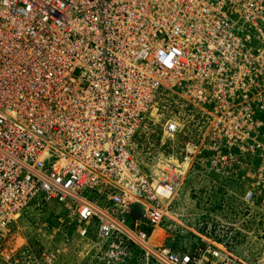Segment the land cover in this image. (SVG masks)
<instances>
[{"label":"built area","instance_id":"2783aa9c","mask_svg":"<svg viewBox=\"0 0 264 264\" xmlns=\"http://www.w3.org/2000/svg\"><path fill=\"white\" fill-rule=\"evenodd\" d=\"M255 37L264 0H0V243L44 193L81 237L97 227L105 257L135 247L156 264H252L210 240L174 251L151 239L195 164L232 177L258 158L264 181V89L238 76L264 65ZM163 90L209 125L178 158L164 147L181 121L168 117L146 171L133 138Z\"/></svg>","mask_w":264,"mask_h":264},{"label":"rangeland","instance_id":"374dc122","mask_svg":"<svg viewBox=\"0 0 264 264\" xmlns=\"http://www.w3.org/2000/svg\"><path fill=\"white\" fill-rule=\"evenodd\" d=\"M253 39L255 47L263 50L264 39ZM260 62L254 67L250 62L238 67V76L246 74L249 83L257 84L258 96L264 89L259 84L264 82V65ZM190 110L191 106L184 104L179 95L167 90L160 92L133 138V147L144 170L148 171L154 162L168 117L180 120L181 129L166 143V153L180 158L186 140L192 138L199 143L209 123L198 112L193 120ZM261 163L258 158L250 162L243 160L232 177L195 164L171 205L172 218L165 220L161 226L164 229H157L154 240L163 241L174 251L203 249L210 240L252 264H264V196L257 194L252 203L243 197L250 187L257 190L264 186L259 177ZM68 222L66 209L56 199L38 194L10 225L6 240L0 243V264H156L135 247L132 254L121 259L105 257L102 246L96 244V226L81 237L75 223Z\"/></svg>","mask_w":264,"mask_h":264},{"label":"water","instance_id":"95a60500","mask_svg":"<svg viewBox=\"0 0 264 264\" xmlns=\"http://www.w3.org/2000/svg\"><path fill=\"white\" fill-rule=\"evenodd\" d=\"M142 211H143L142 203L140 201H136L134 204V208L131 211L132 218L136 220Z\"/></svg>","mask_w":264,"mask_h":264},{"label":"bare ground","instance_id":"6f19581e","mask_svg":"<svg viewBox=\"0 0 264 264\" xmlns=\"http://www.w3.org/2000/svg\"><path fill=\"white\" fill-rule=\"evenodd\" d=\"M157 229H160V227L159 228H157ZM157 229L154 231V233H153V236H152V243L153 244H155V243H161L162 241H160L159 239H157L156 241L154 240V238H155V235L157 236ZM156 233V234H155ZM155 242V243H154ZM219 246V245H218ZM223 248H225V247H223ZM222 249V248H221ZM226 249V248H225ZM224 250V249H223ZM228 250V249H227ZM227 250H225V251H227ZM239 257V256H238ZM239 259H241L240 257H239Z\"/></svg>","mask_w":264,"mask_h":264},{"label":"trees","instance_id":"16d2710c","mask_svg":"<svg viewBox=\"0 0 264 264\" xmlns=\"http://www.w3.org/2000/svg\"><path fill=\"white\" fill-rule=\"evenodd\" d=\"M164 228H165V226H164ZM166 228H167V227H166ZM148 231L150 232V231H151V228H149ZM173 245H174V243L172 244V247L174 248ZM224 247H225V246H224ZM225 248L228 249L227 247H225ZM228 250H229V249H228Z\"/></svg>","mask_w":264,"mask_h":264},{"label":"crops","instance_id":"0c3cea01","mask_svg":"<svg viewBox=\"0 0 264 264\" xmlns=\"http://www.w3.org/2000/svg\"><path fill=\"white\" fill-rule=\"evenodd\" d=\"M161 229H164L163 227H160Z\"/></svg>","mask_w":264,"mask_h":264},{"label":"flooded vegetation","instance_id":"af4514ba","mask_svg":"<svg viewBox=\"0 0 264 264\" xmlns=\"http://www.w3.org/2000/svg\"><path fill=\"white\" fill-rule=\"evenodd\" d=\"M176 136V135H175Z\"/></svg>","mask_w":264,"mask_h":264}]
</instances>
